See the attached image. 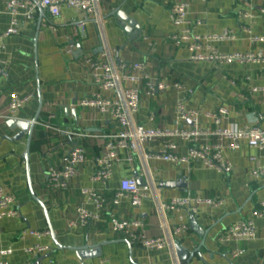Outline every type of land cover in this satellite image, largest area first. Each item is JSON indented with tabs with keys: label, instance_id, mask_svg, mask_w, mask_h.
I'll return each instance as SVG.
<instances>
[{
	"label": "crops",
	"instance_id": "1",
	"mask_svg": "<svg viewBox=\"0 0 264 264\" xmlns=\"http://www.w3.org/2000/svg\"><path fill=\"white\" fill-rule=\"evenodd\" d=\"M184 0H101V33L93 20L83 13L62 8L57 18L36 8L28 17L27 8L8 10L0 0V33L17 22V34L3 39L0 64V189L15 198L13 205L18 215L0 220V262L7 264H173L169 249L145 251L131 244L122 235L110 230L111 216L125 221H137L138 233L146 238L165 236L184 224L187 233L174 237L179 264H264V218H253V212L264 202V175L258 179L251 172L264 168V157L242 144L237 151L225 150L232 170L227 176L205 168L198 161L175 165L160 160L134 156L125 161L127 153L112 168L106 185L92 183V161L100 153L99 137L116 133L118 128L110 119L90 107H81L97 91L92 74L81 65L84 56L100 58L109 53L111 59L127 64L144 62L153 78L165 83L169 89L153 98L141 97L135 121L146 130L172 131L191 127L190 122L177 119L175 107L181 102L185 110L198 116L202 130L215 127L204 117L220 107L228 109L222 120V129H241L264 119V65L231 62H192L186 44L176 46L170 40L178 32L169 16L173 4ZM263 0H190L187 20L192 23L191 33L200 38L199 53L209 55L212 50L222 55L264 53V42L251 43L241 32L244 25L252 36L264 37ZM121 12L134 22L140 32L126 34L113 13ZM252 19L243 20V13ZM198 23V24H197ZM135 31V32H134ZM230 31L231 41L214 42L206 38ZM69 45L74 51L67 54ZM77 47L81 54L75 56ZM178 85V88L174 86ZM38 92L42 109L31 136L29 152L31 191L47 211L32 199L23 155L26 135L11 125V121L32 122L38 106ZM30 96V100L17 113L8 111L9 95ZM103 97H112L101 92ZM53 116V119H50ZM50 121L55 130H46L43 123ZM264 130V123L260 124ZM60 131V132H57ZM64 132L86 135L69 138ZM80 146L85 149L86 163L79 167L77 176L64 191L45 188L49 167L59 168L62 156ZM162 147L160 138L145 143L146 155L157 153ZM177 154L187 153V144L176 141ZM254 158L252 161L251 159ZM133 177L139 187L147 181L159 189V199L168 203L178 198H218L219 207L202 206L195 216L186 210L164 212L160 215L154 202L143 200L132 208L128 200L120 205H108L99 214V220L88 225L68 229L76 222V209L80 206L91 213L94 207L80 196V189L91 188L110 201L117 192L121 179ZM185 179L184 187L180 182ZM253 220L257 236L251 241H237L228 246L219 245L217 237L232 225ZM60 247L54 246L50 230ZM39 232L40 238L29 235ZM128 241L131 249L125 244ZM47 247L46 253L28 252L34 247ZM72 249H83L82 254ZM242 254L232 258L231 253ZM5 253V254H3ZM194 254L189 259L190 254ZM81 255V256H80Z\"/></svg>",
	"mask_w": 264,
	"mask_h": 264
},
{
	"label": "built area",
	"instance_id": "2",
	"mask_svg": "<svg viewBox=\"0 0 264 264\" xmlns=\"http://www.w3.org/2000/svg\"><path fill=\"white\" fill-rule=\"evenodd\" d=\"M101 0H5L8 10L15 13L18 8H27L28 17L41 8L45 10L51 18H57L62 8L69 9L78 13H83L93 20L97 30L101 33L103 20L100 15L99 2ZM206 2L207 0H201ZM264 3V0H263ZM190 6V0H184L173 4L170 8L169 16L172 25L178 29L175 35L170 37L176 46L186 44L190 53L189 60L192 62H213L217 64H226L231 62L245 64L264 65V53H246L222 55L212 50L209 55L199 53L202 49L200 38L192 35V23L187 20V13ZM264 15V9L261 10ZM243 20L252 19L250 13L242 14ZM198 24V23H197ZM241 32L250 35V42H264V37L257 38L251 35L246 26L241 27ZM17 34V22L12 19L9 28L0 33V50L4 38ZM235 34L230 31H224L217 35H212L206 39L214 42L231 41ZM74 51V46L69 45L66 49L67 54ZM81 65L87 69L93 77L96 88L95 94L79 106L90 107L97 113L107 116L110 121L118 128L116 133L105 134L98 139L101 141L100 153L91 162L94 171L91 176L92 183L106 185L112 176V168L120 159V153H127L125 161L131 163L134 156L142 159L150 158L163 162L185 165L193 161H198L210 170L216 171L222 176L230 174L232 167L225 157V150L237 151L242 144L249 149H254L264 157V130L260 124L264 123L263 117H258L253 125L241 129H222L220 128L222 120L228 115V109L220 107L214 112H208L204 117L210 120L215 127L213 130H202L198 127V116L194 111L185 110L183 103H177L175 114L182 123L190 122L191 127L175 129L172 131L146 130L142 125L135 121L140 106L141 97L153 98L156 94L164 93L169 89L165 83L153 78L149 72L148 65L144 62H135L127 64L121 61L111 59L110 54H101L100 58L84 56L81 59ZM4 69V64H0V75ZM178 88V85L174 86ZM110 93L112 97H103L100 93ZM30 96H20L16 93L9 95L8 111L15 114L20 111L30 100ZM50 116V119H53ZM46 130H55L50 121L43 123ZM60 132V131H57ZM69 138H85L86 135L74 132H64ZM156 138L162 141V147L159 152L146 155L143 152V145ZM184 141L187 144V153L184 156L177 154L176 141ZM87 155L84 148L75 146L69 152L65 153L60 161V167H49L46 173L45 188L49 191H64L68 189L71 181L77 176L78 169L86 163ZM252 161L254 158L251 159ZM264 175V168L256 169L251 172L254 179ZM80 196L86 203L91 204L95 213L86 211L83 206L76 209V222L70 221L68 229L76 226L84 227L91 222L99 220V214L106 210L108 205L118 206L122 200H128L132 208H137L143 200L151 199L154 202L156 211L163 215L164 212H174L184 209L190 216H195L202 206L219 207L222 201L218 198H178L168 203H162L159 199L160 192L151 181H147L144 187H139L137 180L133 177L120 180L117 192L110 199H106L98 194L94 189H80ZM15 198L12 195L5 194L0 189V220L11 219L18 215L13 205ZM253 218H264V202L258 205L253 212ZM110 230L113 233L122 235L145 251L169 249L173 264H179L174 247V237H181L187 233V226L180 224L172 232L166 229L165 236L158 238H146L144 234L138 233L137 229L140 223L137 221H125L111 216L109 220ZM29 235L40 238L46 233L30 231ZM257 236V229L253 220L240 221L226 229L219 237V245L228 246L237 241H251ZM47 247L36 246L28 252L46 253ZM5 254V253H3ZM242 251L237 250L231 253L232 258H237ZM0 264H7L0 262Z\"/></svg>",
	"mask_w": 264,
	"mask_h": 264
},
{
	"label": "water",
	"instance_id": "3",
	"mask_svg": "<svg viewBox=\"0 0 264 264\" xmlns=\"http://www.w3.org/2000/svg\"><path fill=\"white\" fill-rule=\"evenodd\" d=\"M113 15H115L116 18L120 21V26L123 27L126 34H129V33L131 34L133 30H135L137 33L140 32L137 25L134 22L130 21L125 15H123L118 10L115 11L113 13ZM80 54H81V49H80V47H77V51L75 52V56H78ZM41 109H42V99H41L40 93L38 92V106H37V111H36V114H35L33 121L32 122H24V121L15 120V121H11V125H13L14 127H17L21 131V134L26 135V137H27L26 148H25V152L23 155V160L25 163V171H26V175H27V181H28V185H29V189H30V193H31L33 201H35L41 207V209H42V211H43V213L47 219L46 208L44 207V205L39 200H37L35 198V196L33 195L32 191H31L30 165H29V152H30V146H31V136H32V132H33V129L35 127V124L39 118V114H40ZM180 184H182V186L184 187L185 179H182ZM49 230H50L52 242L56 248H58V249H69V248L60 247L58 245V243L55 239L54 233L51 231L50 227H49ZM125 244L128 246L129 249H131V244L128 241H125ZM72 250L78 252L79 254H82V251H83V249H72ZM176 250H177V253L179 255L180 250L178 248H176ZM193 255L194 254L191 253L188 258L191 259Z\"/></svg>",
	"mask_w": 264,
	"mask_h": 264
}]
</instances>
